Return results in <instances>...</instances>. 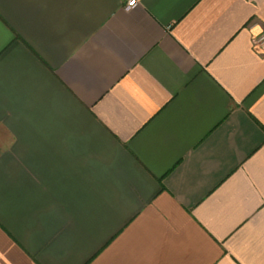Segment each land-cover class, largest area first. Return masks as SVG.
Listing matches in <instances>:
<instances>
[{"label":"crops","instance_id":"obj_1","mask_svg":"<svg viewBox=\"0 0 264 264\" xmlns=\"http://www.w3.org/2000/svg\"><path fill=\"white\" fill-rule=\"evenodd\" d=\"M0 0V264H264V0Z\"/></svg>","mask_w":264,"mask_h":264},{"label":"built area","instance_id":"obj_2","mask_svg":"<svg viewBox=\"0 0 264 264\" xmlns=\"http://www.w3.org/2000/svg\"><path fill=\"white\" fill-rule=\"evenodd\" d=\"M138 5V0H128L127 1V4L125 6V9L126 10H130V9H133L134 7H136ZM261 49L264 50V35L257 38L255 41H254Z\"/></svg>","mask_w":264,"mask_h":264}]
</instances>
